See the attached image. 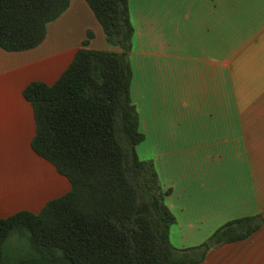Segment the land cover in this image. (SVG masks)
I'll return each instance as SVG.
<instances>
[{"label":"crops","instance_id":"crops-1","mask_svg":"<svg viewBox=\"0 0 264 264\" xmlns=\"http://www.w3.org/2000/svg\"><path fill=\"white\" fill-rule=\"evenodd\" d=\"M128 8L139 145L168 191L171 243L198 246L264 211V0H128ZM86 40L117 51L87 3L70 0L39 46L0 48V218L38 213L71 188L32 150L34 111L23 90L54 84ZM199 264H264V225Z\"/></svg>","mask_w":264,"mask_h":264},{"label":"trees","instance_id":"trees-1","mask_svg":"<svg viewBox=\"0 0 264 264\" xmlns=\"http://www.w3.org/2000/svg\"><path fill=\"white\" fill-rule=\"evenodd\" d=\"M84 1L117 51L86 48V40L54 84L35 81L24 88L36 125L32 150L71 188L38 213L0 218V264H199L211 249L250 237L264 225L261 214L226 223L198 246L171 243L175 217L165 204L168 191L153 162L136 153L145 136L130 95L128 0ZM69 4L0 0V48H36L47 24ZM13 240L15 257L8 254Z\"/></svg>","mask_w":264,"mask_h":264},{"label":"rangeland","instance_id":"rangeland-1","mask_svg":"<svg viewBox=\"0 0 264 264\" xmlns=\"http://www.w3.org/2000/svg\"><path fill=\"white\" fill-rule=\"evenodd\" d=\"M129 59H130V61H131V58H130V56H129ZM136 153H137V155L139 156V158L141 159V160H146V154H145V151L144 150H142V146H140V145H138V146H136ZM16 240H13L11 243H10V245H9V247H8V254L11 256V257H15V256H18L19 254H18V251L16 250Z\"/></svg>","mask_w":264,"mask_h":264},{"label":"water","instance_id":"water-1","mask_svg":"<svg viewBox=\"0 0 264 264\" xmlns=\"http://www.w3.org/2000/svg\"><path fill=\"white\" fill-rule=\"evenodd\" d=\"M262 217H263V219H264V211H263V213H262ZM209 246L211 247V246H212V243H209Z\"/></svg>","mask_w":264,"mask_h":264}]
</instances>
